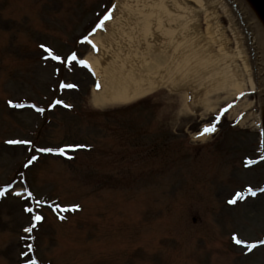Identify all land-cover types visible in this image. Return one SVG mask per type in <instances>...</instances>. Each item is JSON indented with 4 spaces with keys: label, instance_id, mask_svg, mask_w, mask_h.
I'll return each instance as SVG.
<instances>
[{
    "label": "rangeland",
    "instance_id": "374dc122",
    "mask_svg": "<svg viewBox=\"0 0 264 264\" xmlns=\"http://www.w3.org/2000/svg\"><path fill=\"white\" fill-rule=\"evenodd\" d=\"M204 2H187L192 31H212L216 56L226 42L247 88L215 92L209 108L191 111L183 94L165 89L98 108L93 70L40 47L95 55L81 41L97 37L98 14L116 0H0V264H264V53L239 3ZM57 99L70 107H52Z\"/></svg>",
    "mask_w": 264,
    "mask_h": 264
},
{
    "label": "bare ground",
    "instance_id": "6f19581e",
    "mask_svg": "<svg viewBox=\"0 0 264 264\" xmlns=\"http://www.w3.org/2000/svg\"><path fill=\"white\" fill-rule=\"evenodd\" d=\"M186 1L205 5L204 0H116L112 19L90 39L95 55L85 59L100 86L93 96L96 107L130 104L165 89L183 94L194 111L201 105L209 108L208 99L215 92L232 89L242 94L246 90L245 81L229 64L226 42L221 40L216 56L209 46L217 41L212 31L203 38L192 31L194 11ZM235 3L254 22L253 31L264 53L263 19L248 0ZM238 54L246 63L240 48ZM249 86L256 88L252 80Z\"/></svg>",
    "mask_w": 264,
    "mask_h": 264
},
{
    "label": "snow or ice",
    "instance_id": "6c2138e0",
    "mask_svg": "<svg viewBox=\"0 0 264 264\" xmlns=\"http://www.w3.org/2000/svg\"><path fill=\"white\" fill-rule=\"evenodd\" d=\"M115 11V8L113 7L111 11H108L106 14H98V24L99 27L101 29H103L105 27V23L106 21L112 19V13ZM81 43H91V41L88 39V36L85 35V37L83 38V40L81 41ZM41 48H45V50L49 53V55L51 56V58L55 61H59L62 64H65L67 67L71 68L73 66V62H77L80 65L84 66V67H90L88 61L86 60H82V59H78L76 52H71L69 55L67 56H62L60 54H55L53 53V51L49 48H46L45 45L41 44L40 45ZM93 47L95 48V45H93ZM57 73L59 72V68H57ZM94 74V73H93ZM99 84L97 83V89H99ZM60 88L62 89H79V85L77 83H62L60 85ZM11 106L16 107V108H21L24 107L25 105L21 104V103H13L11 100L8 102ZM58 104H62L64 107H70L67 104H64L62 99H57L55 101V103L52 105V107H55ZM30 107L34 108L37 112L43 113L45 111L44 108L41 107H37L35 104L30 105ZM224 111H227V108L224 109ZM215 129V125L212 124L211 126H205L203 128V131L200 132V136H203L205 134L208 133H212L214 132ZM199 138V137H197ZM8 143L10 144H31V141L28 140H10L8 141ZM31 150V149H29ZM38 151L40 152H47V153H56L59 155H64L66 154V149L64 147H57V148H53V147H42L39 148ZM31 160H35L36 157H32L30 158ZM27 166V165H26ZM249 191L252 192V195H255L256 193L254 191H252L251 188H249ZM261 191H264V189H261ZM17 196H22L23 193H16ZM28 197H32L33 193L32 192H28L27 193ZM241 198V194L237 193L235 194V198L230 199L228 202L231 204H236L238 199ZM41 203V201L37 200V204L39 205ZM79 209V205L74 206V210H78ZM27 212L32 213L34 210L29 207L26 209ZM34 219L36 221H43L44 217L42 215H35ZM60 219H65V217L61 216ZM33 230L32 226L26 227L24 228V231L27 233H31ZM233 239H235L236 244H245V242L237 237H233ZM260 244H264V240L260 241ZM248 251H251L255 248L258 247V245L256 243H248L245 245ZM30 247V246H29ZM24 255H27V253H24ZM30 260V264H37V262L35 260H31V258L29 257Z\"/></svg>",
    "mask_w": 264,
    "mask_h": 264
},
{
    "label": "water",
    "instance_id": "95a60500",
    "mask_svg": "<svg viewBox=\"0 0 264 264\" xmlns=\"http://www.w3.org/2000/svg\"><path fill=\"white\" fill-rule=\"evenodd\" d=\"M264 21V0H248ZM264 97V94H263ZM264 111V106H263Z\"/></svg>",
    "mask_w": 264,
    "mask_h": 264
}]
</instances>
